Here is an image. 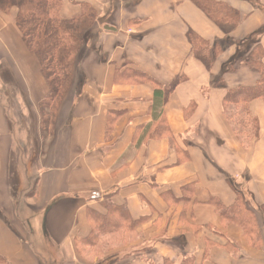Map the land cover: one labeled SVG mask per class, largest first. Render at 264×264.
I'll list each match as a JSON object with an SVG mask.
<instances>
[{
	"label": "crops",
	"instance_id": "1",
	"mask_svg": "<svg viewBox=\"0 0 264 264\" xmlns=\"http://www.w3.org/2000/svg\"><path fill=\"white\" fill-rule=\"evenodd\" d=\"M203 1L223 10L213 19L197 0H62L61 18H81L85 39L46 140L38 61L0 15V90L30 117L9 119L0 98L7 264H264V100L247 113L225 109L229 92L259 84L246 63L256 48L264 54V0ZM189 33L206 43L201 50ZM25 126L37 181L19 217L32 224L33 247L10 180L17 171L18 188L28 181L10 166L31 157ZM239 195L250 206L237 223L217 206L231 210ZM106 202L127 210L137 241L86 261L79 249L98 225L89 212L106 217Z\"/></svg>",
	"mask_w": 264,
	"mask_h": 264
},
{
	"label": "trees",
	"instance_id": "2",
	"mask_svg": "<svg viewBox=\"0 0 264 264\" xmlns=\"http://www.w3.org/2000/svg\"><path fill=\"white\" fill-rule=\"evenodd\" d=\"M57 4V14L56 16L52 17L51 10ZM197 4L213 19H215L218 14H220L221 10H223V8L221 9L219 5L210 2L207 3L203 0H197ZM61 5L62 0H0V10L2 12H4L5 9L7 10L9 7L12 8L16 6L19 9L17 26L20 27L21 30H23L24 39L30 48L32 43H35L36 49L34 48L35 50H31L40 59L44 74L47 78L52 71V69L48 68L51 66L50 64H54L59 66H56L57 68H55L54 70L60 77L59 79H61L62 77L63 79H67V73L65 72L68 68L67 65H65L64 67L63 63L64 61H67L69 54H72V56H74L77 53L78 46H82L85 39V32H83V29L80 27L81 18H74L71 20L62 19L60 16ZM79 32L83 33L79 35ZM189 39L192 46H195V48L200 47V50L206 44L192 33H189ZM263 57L264 54L260 48H256L253 54L250 55V59L246 63V65L251 69H255L259 72V84L255 88L238 89L229 92L225 99V109L228 113H232V111L230 110L235 108L240 109L241 113H247L248 104L252 100H264V64L262 62ZM51 84L54 95V93L56 94L57 92V85L54 83ZM229 117H231V120L234 119V116ZM246 125L247 124L244 121L237 120L235 129L238 132L243 133V131L247 129ZM253 126L255 129L257 128L256 121L253 122ZM161 134L162 133H160V131H156L151 134L150 137L156 138ZM18 189L20 190V188ZM17 193L18 196H21L19 194L21 193V191L18 192L17 190ZM238 197L239 203L231 210L224 209L223 207H221V205L217 206L221 216L237 223L241 215L249 214L247 210V205L249 204L245 202L242 196L239 195ZM106 203V217H102L94 211L89 212L91 216H93V218L97 221L98 225L95 228L92 236L89 237L85 242H83L81 249H83L84 247H87L89 249L91 248L92 250L96 249L97 242L101 236H105L109 233H120L126 226H128V230L130 232L134 231V228L137 224L134 221L129 220L127 210L125 208L116 207L111 202ZM21 204L22 203L20 201V198L15 200V210L17 217L19 215ZM81 249H79V252ZM185 264L193 263L190 261H186Z\"/></svg>",
	"mask_w": 264,
	"mask_h": 264
},
{
	"label": "rangeland",
	"instance_id": "3",
	"mask_svg": "<svg viewBox=\"0 0 264 264\" xmlns=\"http://www.w3.org/2000/svg\"><path fill=\"white\" fill-rule=\"evenodd\" d=\"M57 11H58V4L52 8L51 16L52 17L56 16ZM18 13H19V9L16 6L12 7V8L9 7L7 10L5 9L4 12H2L0 10V15L2 17H4L5 21H10L11 23H13L14 27L17 29L19 37L24 41L29 52L33 56L36 57V59L38 61L41 76H42V78L45 81V84L47 86L48 93H47L46 97L40 102L39 107H38V114H39V120H40V125H41L40 136L42 138H45V140H46L49 136V133H50V131H49L50 130V124H52V120H54V118L56 117V114H57L56 106L61 101V98H63L64 93L70 87V83L72 81L74 63L77 59L78 53L81 50L82 46H78L77 53L74 56H72V54H69L67 61L66 62L64 61V63H63L64 64L63 66L65 67V65H67V68H68L67 71L65 72V73H67V79H65V78L63 79V77L61 79H59L60 77L54 71L55 68H57L56 66H58V65H54V64H50L51 66L48 69H52V71L47 78L44 74L43 66L41 65L40 59L31 50V49L35 48V43H32L31 48H30L24 39L23 30H21V28L17 26ZM82 33L83 32H81L79 35H81ZM46 71H45V73H46ZM51 83H54L57 85V92H56V94L54 93V95H53ZM4 85H6V82H4ZM5 87H7V86H5ZM0 98L5 105L6 112L8 114L9 119L10 118L15 119L17 116H19L20 118L24 117L25 119L30 120L29 111L19 110V107L16 104L15 95L14 96L11 95L10 97H7L6 91H4V89L2 88L0 90ZM27 124H28V122H27ZM30 124H31V122H30ZM21 125H24V123L23 124L21 123ZM22 128L23 129H21V130L26 135H27V130H29L28 136L32 135V134H30V132H31L30 130H32L31 129L32 127L28 128L25 126ZM31 139H32V137L29 136L28 137V140H29L28 143L23 144L24 148L22 149V151H25L23 156L24 155L26 156V153L29 152L31 157L24 158L21 156L20 160L14 161V164H12V160L10 163V166H12L15 169L17 167L25 169L26 175L28 177V181H26L24 184H22V186L19 187L20 188V190H19L18 185H17V180H18V177L16 175L17 171L14 172V173H16L15 175H13V173L11 171L10 180H11V184H12L13 188H15L12 190V192L15 191L14 196L16 199L20 198L21 203L24 202L28 193L30 194V193L34 192L35 184L37 181V175H35V172L33 171V168L35 167L33 161H34V152L36 150V148H35L36 145H35V143H33V140H31ZM17 190H18V192L21 191V193H19L21 196L17 195L18 194ZM15 198L13 197L14 205H15V200H16ZM21 206H22V204H21ZM103 207H106V206H103ZM14 214L17 217L16 210L14 211ZM18 217H19V215H18ZM19 219H20V217H19ZM27 221H28V223H27ZM18 222H20V221H18ZM20 225L24 227V230H26V234H24L25 235V239H24L25 242L28 244H31V246L33 247V240L31 239V237L33 235L34 229L32 227V224L30 223L29 220L26 219V220H21ZM123 230H124V232L117 234V236L114 239H108L107 238L108 234L105 236H101L97 242V247L94 250H92L91 248L89 249L87 247H84L83 249L80 248L81 249L80 250L81 256H83V258L87 261V259H88L87 257L89 255L90 256L93 255V252L97 253V254L100 253V257H102L103 254H105L109 249H113V248L118 249V248L127 247L128 245H131V244L133 245L137 241L135 234L133 232L130 233V231L128 230V226H126ZM88 261H89V259H88ZM0 264H7V262H5L3 259L0 258Z\"/></svg>",
	"mask_w": 264,
	"mask_h": 264
}]
</instances>
